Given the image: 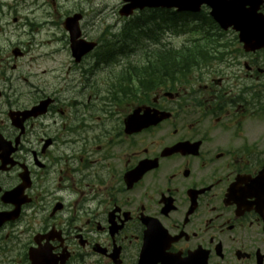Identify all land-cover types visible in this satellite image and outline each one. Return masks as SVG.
I'll return each instance as SVG.
<instances>
[{"label": "flooded vegetation", "instance_id": "flooded-vegetation-1", "mask_svg": "<svg viewBox=\"0 0 264 264\" xmlns=\"http://www.w3.org/2000/svg\"><path fill=\"white\" fill-rule=\"evenodd\" d=\"M151 1L0 0V22L69 43L70 20L96 45L45 93L0 68V264H264V48L241 44L264 0H242L243 40L213 38L233 51L195 76L124 83L101 28L146 25ZM137 110L157 122H126Z\"/></svg>", "mask_w": 264, "mask_h": 264}, {"label": "rangeland", "instance_id": "rangeland-1", "mask_svg": "<svg viewBox=\"0 0 264 264\" xmlns=\"http://www.w3.org/2000/svg\"><path fill=\"white\" fill-rule=\"evenodd\" d=\"M12 13L10 12V15L0 22V41L5 46L4 54L0 55V68L4 67L6 77L12 76L18 79L16 91L20 95L30 90L31 84L38 85L40 92L45 93L47 92V84L52 83L53 77L68 66L67 42L57 41L45 44L44 39L31 36L30 27L22 28L21 24L13 25L11 23V18L14 16ZM56 31V29H51V32ZM181 43L182 39L179 38L175 39L172 45L178 47ZM13 46H17L26 54L22 58L14 59L11 55ZM14 66L16 69L12 70ZM43 71H46V74Z\"/></svg>", "mask_w": 264, "mask_h": 264}, {"label": "water", "instance_id": "water-1", "mask_svg": "<svg viewBox=\"0 0 264 264\" xmlns=\"http://www.w3.org/2000/svg\"><path fill=\"white\" fill-rule=\"evenodd\" d=\"M192 2H193V4L196 6V7H198L200 4H202V3H205V4H208V0H192ZM163 4H165V3H163ZM164 6H167V4L166 5H164ZM174 6H178V4H174ZM232 8H234L233 7V5L230 3L229 5H228V9L229 10H231ZM198 10V8L197 9H195V11H197ZM213 15H214V17H215V19L217 20V21H219V22H221V21H224V19L219 15V13H216V12H214L213 13ZM229 20H231V18H229ZM68 29L70 30V32L72 33V32H74V28H73V26H72V28L71 27H68ZM72 42V46H71V48L73 49V51H74V53H75V56L77 57V58H79L83 53H85V52H87V51H89V50H91L92 49V45H84L83 47V49H79V48H76V46L73 44V41H71ZM80 45H81V43H79Z\"/></svg>", "mask_w": 264, "mask_h": 264}, {"label": "trees", "instance_id": "trees-1", "mask_svg": "<svg viewBox=\"0 0 264 264\" xmlns=\"http://www.w3.org/2000/svg\"><path fill=\"white\" fill-rule=\"evenodd\" d=\"M198 48H195L194 50H197ZM195 57V56H193ZM180 60H182V67L185 66V67H190V65L187 63L189 61L188 57L184 56V55H181L180 57ZM194 59V58H193ZM174 60V59H172ZM172 66L167 62L165 61V63L163 64L162 68H171Z\"/></svg>", "mask_w": 264, "mask_h": 264}, {"label": "bare ground", "instance_id": "bare-ground-1", "mask_svg": "<svg viewBox=\"0 0 264 264\" xmlns=\"http://www.w3.org/2000/svg\"><path fill=\"white\" fill-rule=\"evenodd\" d=\"M47 41H49V40H45V44H50L51 42H47ZM52 42H56V41H52ZM130 44H131V46H132V44H135V42H133V41H131L130 42ZM105 53V52H104ZM103 55V54H102ZM108 55V54H107ZM110 55V54H109ZM111 56V55H110ZM108 58V57H107ZM149 69H151L150 67H148V68H146V69H144V71H143V74H144V76H148L149 78H151V77H156L157 76V74H158V72L156 71V74H153L152 72H151V70H149Z\"/></svg>", "mask_w": 264, "mask_h": 264}]
</instances>
